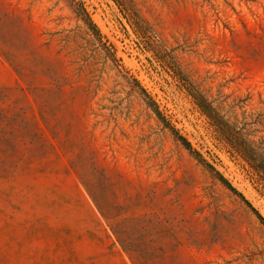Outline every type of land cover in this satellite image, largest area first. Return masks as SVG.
Segmentation results:
<instances>
[{
    "label": "rangeland",
    "instance_id": "374dc122",
    "mask_svg": "<svg viewBox=\"0 0 264 264\" xmlns=\"http://www.w3.org/2000/svg\"><path fill=\"white\" fill-rule=\"evenodd\" d=\"M202 100L264 152V0H0V264H264Z\"/></svg>",
    "mask_w": 264,
    "mask_h": 264
},
{
    "label": "trees",
    "instance_id": "16d2710c",
    "mask_svg": "<svg viewBox=\"0 0 264 264\" xmlns=\"http://www.w3.org/2000/svg\"><path fill=\"white\" fill-rule=\"evenodd\" d=\"M204 113L211 119L212 124L216 128L219 139L228 144V148L238 153L244 160H246L252 167H254L260 175L264 178V152L258 150V146L254 141H251L244 137L239 131L234 129L228 123L221 121L217 118V114L214 112L209 102L202 100L198 102ZM182 142L189 147V143L184 138H180ZM221 181L234 193L240 196V198L258 215L261 221L264 223L263 217L257 212V210L250 204V202L233 186H231L225 178L219 176Z\"/></svg>",
    "mask_w": 264,
    "mask_h": 264
}]
</instances>
